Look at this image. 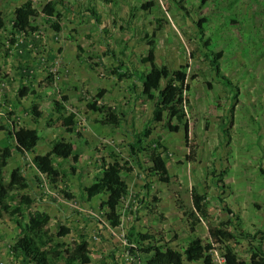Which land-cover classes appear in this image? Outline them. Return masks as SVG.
Masks as SVG:
<instances>
[{"label": "rangeland", "instance_id": "1", "mask_svg": "<svg viewBox=\"0 0 264 264\" xmlns=\"http://www.w3.org/2000/svg\"><path fill=\"white\" fill-rule=\"evenodd\" d=\"M27 1L0 0L4 21L0 28V143L6 127L15 123L37 128L41 134L33 151L14 152L1 168L0 183L8 182L15 167L30 182L24 190H13L9 201L31 194L34 201L24 207L25 219L31 211L49 212L53 233L61 225L71 229L58 240L89 241L90 264H146L147 257L136 249L138 233L155 235L157 244L183 251L190 238L209 241L210 228L228 220L233 221V238L226 243L241 260L252 264V254L264 249V0H182V4L152 0L148 9L142 5L150 0H58V10L64 13L60 32L51 27L56 18L46 12L49 0ZM27 14L36 31L22 29ZM201 17L207 18L203 32L197 26ZM155 30L157 63L171 69L185 66L188 73V143L184 124L172 132L166 120L152 122L155 99L143 94L141 79L150 70L143 58ZM207 37L212 40L210 46L204 44ZM77 44L83 47L80 53ZM221 50L224 55L214 64V53ZM111 65L133 75L119 79L110 74ZM18 67L34 70L32 82L24 72L19 75ZM50 73L55 85L48 81ZM23 84L37 94L19 97ZM100 87L109 92L98 103L126 113L119 127L100 123L102 115L87 107ZM60 92L72 98L64 114H76L73 131L48 126L53 99ZM34 109L43 111L38 123L31 117ZM147 126L153 133L146 142L160 140L167 146L169 183L161 182L151 170L146 152L140 154L139 162L129 154V143ZM54 138L69 142L73 154L80 153L78 161L55 158V166L64 174L57 183L36 162V155L46 153ZM84 139L90 145L85 146ZM114 154L131 168L123 172L129 194L118 207L117 226L107 216L108 195L89 199L85 192L101 175L102 159L111 162ZM194 187L207 194L210 214L192 229L188 212L193 209ZM66 191L72 198H67ZM12 224L14 232L7 238L16 240V220L0 217V229ZM225 252L224 244L214 245L217 264H226ZM184 264H204V259L185 258Z\"/></svg>", "mask_w": 264, "mask_h": 264}, {"label": "trees", "instance_id": "2", "mask_svg": "<svg viewBox=\"0 0 264 264\" xmlns=\"http://www.w3.org/2000/svg\"><path fill=\"white\" fill-rule=\"evenodd\" d=\"M50 4L47 7V14L49 17H55L56 20L51 21V27L60 32L63 28L62 19L64 13L58 10V0H49ZM182 4V0H177ZM207 0H203L205 3ZM32 0H28L25 4H30ZM152 0L143 4L144 9L153 6ZM207 22L206 17H201L198 20L197 26L201 32L204 31L203 25ZM4 25L3 19H0V28ZM22 29L29 33L36 31L37 28L30 24V16H25ZM157 30L150 36L149 49L143 61L150 66V70L143 75L141 82L143 86V94L150 100L155 99L152 122L162 123L166 120V126L172 132H178L181 129V124L185 125V135L187 143L189 142L190 130L188 122L185 121L186 110L185 106H190V95L188 92L191 85L188 81V73L185 66L171 69L166 65H159L156 61V48L158 41L156 39ZM145 36L149 37L146 33ZM212 40L210 37L204 39V44L210 46ZM78 52L83 51L81 44H77ZM215 54L213 63L216 64L218 60L224 55V51H218ZM21 74H26L29 82L35 78V74L30 70L20 67ZM0 69V82L3 79V74ZM111 75H117L119 79L133 74L128 71H122L120 66L111 65L109 67ZM48 81L51 85H55L52 73L48 75ZM162 80H165L162 85ZM230 80L227 79V82ZM158 90L155 95L154 90ZM109 90L106 87L98 88L94 94V100L87 101V107L93 111L99 112L102 116L99 122L102 124L113 125L119 127L122 124L123 116L126 113H117L111 106L106 103L99 104L98 102L105 98ZM29 94H37L35 88L27 84L19 90V97H25ZM60 97V98H59ZM59 97L53 99L54 112L59 113L60 116L55 117L54 112L50 115L48 126L50 127H65L69 131H73L77 123L76 114L71 112L64 114L67 108L66 104L70 100V96L66 92H60ZM34 106H37V101H33ZM43 116V111L34 109L31 111V117L35 123ZM5 138L0 143V172L1 168L7 165L8 159L14 152L21 155L33 151L41 141V134L37 128L21 125L15 123L13 127L8 126L5 130ZM153 133V128L145 127L139 135H136L133 142L129 143V154L131 158L139 162L140 154L146 152L148 159L152 163L151 170L158 176L159 180L164 183L171 181L170 171L164 157V151L167 146L160 140H148ZM81 138L82 132H78ZM13 140V141H11ZM85 146L90 145L86 139L82 141ZM50 149L44 154L36 155V162L38 168L42 173L49 175L51 180L55 183L62 180L64 174L55 166V158L69 159L73 157L75 161L80 159V153H72L69 142L61 138H54L50 142ZM190 158V155H188ZM128 161L122 162L117 155L114 154V160L108 161L105 158L101 162V175L89 186L85 187V192L89 199L95 196L106 193L107 199L105 205L108 207L107 216L114 226L119 225L120 215L118 207L122 200L129 194V186L123 177L125 170H131L126 164ZM75 170V167L72 166ZM264 172V169H263ZM30 185L29 179L23 173L20 167H15L10 173V178L7 183H0V217L5 218L9 216L12 220H16L19 225V232L16 240L11 245L12 253L15 258H21L25 264H89L93 258L91 256V247L88 240L80 238L71 241L58 240L57 238L65 237L71 233V229L61 225L56 233H53L49 227L51 215L44 210H35L29 213L28 219H25L24 207H31L34 197L29 193H24L21 200L17 202H10L9 197L13 190H24ZM67 198H72V194L66 191ZM160 199L157 195L154 196V201L158 202ZM193 209L188 212V218L192 229L198 224L201 219H207L210 214V201L206 193L201 192L198 188L192 189ZM232 212L230 209H227ZM156 212V211H155ZM233 224L232 220L221 222L220 226L210 228L211 238L205 241L200 236H193L190 238L187 246L183 251L170 247L168 245L157 244L155 235L148 233H138L139 244L136 249L142 252L146 257V264H184L185 258L188 260L204 259V264H217L215 261L213 249L214 245L221 243L225 245V260L227 264H247L246 261L241 260L234 249L226 243L233 238L230 231V226ZM83 237V236H82ZM146 241H148L146 243ZM133 249V248H132ZM135 250V249H133ZM252 264H264V249L258 248L252 254Z\"/></svg>", "mask_w": 264, "mask_h": 264}, {"label": "crops", "instance_id": "3", "mask_svg": "<svg viewBox=\"0 0 264 264\" xmlns=\"http://www.w3.org/2000/svg\"><path fill=\"white\" fill-rule=\"evenodd\" d=\"M49 69H51V67ZM31 71L34 72L33 69H31ZM18 72H19V75L21 76L20 67H18ZM41 79L42 77L38 78V80H41ZM71 101H72V98H71ZM0 114H3V112H0ZM4 226L3 227L1 226V229H0V264H25L21 258L19 259L15 258L14 254L12 253L11 245L12 243H14L15 240H11L7 238V236L10 234V231L14 232L13 230L14 225L13 224L11 226L7 225V227L3 229ZM3 230H6L7 233L4 234L5 231Z\"/></svg>", "mask_w": 264, "mask_h": 264}, {"label": "built area", "instance_id": "4", "mask_svg": "<svg viewBox=\"0 0 264 264\" xmlns=\"http://www.w3.org/2000/svg\"><path fill=\"white\" fill-rule=\"evenodd\" d=\"M113 233H115L116 234V232L115 231H113ZM223 260L225 261V263H226V260H225V255H224V257H223ZM216 261V260H215ZM217 263V262H216ZM227 264V263H226Z\"/></svg>", "mask_w": 264, "mask_h": 264}]
</instances>
